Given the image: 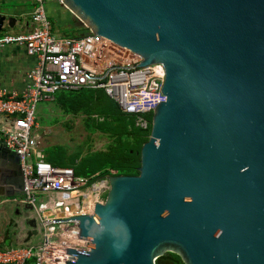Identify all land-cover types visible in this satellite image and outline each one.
I'll return each instance as SVG.
<instances>
[{"label": "water", "instance_id": "water-1", "mask_svg": "<svg viewBox=\"0 0 264 264\" xmlns=\"http://www.w3.org/2000/svg\"><path fill=\"white\" fill-rule=\"evenodd\" d=\"M90 33L161 64L166 96L134 176L75 217L65 264H264V0H61ZM15 20L0 16V32ZM9 151V150H8ZM0 198L21 196L9 151ZM31 211V208L26 209ZM36 234L33 218H25Z\"/></svg>", "mask_w": 264, "mask_h": 264}, {"label": "built area", "instance_id": "built-area-1", "mask_svg": "<svg viewBox=\"0 0 264 264\" xmlns=\"http://www.w3.org/2000/svg\"><path fill=\"white\" fill-rule=\"evenodd\" d=\"M29 2L32 29L0 33V49L14 45L37 58L35 67L26 74L29 87L22 96L0 91V116L5 118L0 135L4 147L19 157L24 178L22 195L11 201L31 208L40 241L33 246L0 248V264H65L75 258L66 254V249H89L88 241L80 239L75 217L93 214L95 205L104 202L101 196L107 193L108 178L115 173L111 169L79 177L73 168L49 163L35 133L38 103L53 101L61 91L101 90L133 118L136 128L146 131L147 115L166 100L161 91L165 74L161 64L139 67V55L97 34L56 38L48 6L61 4V0ZM116 49L126 51L129 59L111 60ZM96 185L99 189L94 190ZM38 195L43 197L39 201ZM90 196L97 200L84 211Z\"/></svg>", "mask_w": 264, "mask_h": 264}, {"label": "trees", "instance_id": "trees-1", "mask_svg": "<svg viewBox=\"0 0 264 264\" xmlns=\"http://www.w3.org/2000/svg\"><path fill=\"white\" fill-rule=\"evenodd\" d=\"M90 33L86 29L85 34ZM54 103L64 114L84 116L89 132H99L110 139L104 151L67 155L61 146H53L46 159L53 166L73 168L76 176L87 177L97 172L113 170L115 175L134 176L141 166L140 150L150 139L151 131L136 128L131 116L123 113L101 90L81 89L62 91L55 95ZM152 115H147L151 120ZM151 122V121H150ZM79 159L78 162H76Z\"/></svg>", "mask_w": 264, "mask_h": 264}, {"label": "crops", "instance_id": "crops-1", "mask_svg": "<svg viewBox=\"0 0 264 264\" xmlns=\"http://www.w3.org/2000/svg\"><path fill=\"white\" fill-rule=\"evenodd\" d=\"M31 8L32 6L29 0H0V16L5 17L6 19L15 20L12 28L5 23L0 33L11 32V29H13L12 31L20 32L31 30L33 27L32 21H30L29 17ZM48 14L53 27L52 32H56L61 29L65 32L68 29L72 30V33H70L71 35L67 34L62 37L75 36L77 34L72 35L75 33L73 32V28H75L78 32L80 31L83 33L82 35L85 34L86 30L84 27L78 24L77 20L60 3L54 2L49 4ZM36 63L37 58L29 56L24 48L14 45L1 48L0 91H5L7 94L16 93L19 96H22L29 87V81L26 79V74L35 67ZM51 102H54V100ZM4 120L5 118L0 116V127L3 126ZM36 135L38 134L36 133ZM8 152L9 151L3 145V137L0 135V189L4 186H1V181H3L5 170L11 164V162H9L10 153ZM42 152L44 153L45 150H42ZM1 192L2 191H0V194ZM19 197L20 196L0 198L1 249L33 246L40 241V233L37 227V233L35 235L31 233L30 236H28L31 229L28 227L25 218H32V213L31 211H26L25 208L28 209L29 207L21 206L11 201ZM7 203L14 204L12 205L13 210L9 208L5 209ZM35 238L38 239L37 242H35Z\"/></svg>", "mask_w": 264, "mask_h": 264}, {"label": "rangeland", "instance_id": "rangeland-1", "mask_svg": "<svg viewBox=\"0 0 264 264\" xmlns=\"http://www.w3.org/2000/svg\"><path fill=\"white\" fill-rule=\"evenodd\" d=\"M78 24L82 25L77 21ZM84 27V25H82ZM53 31V27H51ZM67 29V28H64ZM86 30L87 28L84 27ZM14 33H19L20 31H12ZM72 30L63 29L52 32L56 38H61L63 35L72 33ZM72 35L80 36L83 33L78 32L77 29L73 28ZM79 33V34H78ZM4 34V33H3ZM71 35V34H70ZM68 36V37H75ZM36 123L38 124V129L36 133L39 137V146L42 150H45L50 154V149L53 146H61L66 151L67 155L79 154V158L85 156L88 152L104 151L107 149V145L110 143V139L99 132H89L85 127L84 116H73L70 114H64L59 108L56 107L54 102L51 101H41L37 105L36 110ZM151 117V116H150ZM149 120V129L152 130V123ZM46 152L44 154L46 155ZM79 159L76 161L78 162ZM83 177V176H82ZM107 193H103L101 198L104 200ZM43 197L41 195L37 196V201L41 200ZM12 203H7L6 208L12 209ZM13 210V209H12ZM10 214V212H9ZM35 238V242L38 239Z\"/></svg>", "mask_w": 264, "mask_h": 264}, {"label": "bare ground", "instance_id": "bare-ground-1", "mask_svg": "<svg viewBox=\"0 0 264 264\" xmlns=\"http://www.w3.org/2000/svg\"><path fill=\"white\" fill-rule=\"evenodd\" d=\"M111 60H115V61H123V60H127L129 59V54L124 51L123 49H116L114 50L111 55H110ZM99 189V185H96L94 187V190ZM97 200L96 196H90L88 199H86V201L84 202V211L87 209L91 208V205H93V203Z\"/></svg>", "mask_w": 264, "mask_h": 264}, {"label": "flooded vegetation", "instance_id": "flooded-vegetation-1", "mask_svg": "<svg viewBox=\"0 0 264 264\" xmlns=\"http://www.w3.org/2000/svg\"><path fill=\"white\" fill-rule=\"evenodd\" d=\"M163 262L165 264H183V262H182L180 257H178L176 255H171V254H167L164 257Z\"/></svg>", "mask_w": 264, "mask_h": 264}]
</instances>
